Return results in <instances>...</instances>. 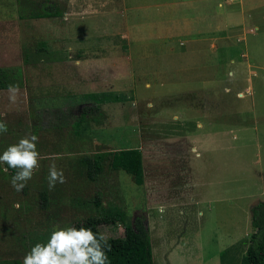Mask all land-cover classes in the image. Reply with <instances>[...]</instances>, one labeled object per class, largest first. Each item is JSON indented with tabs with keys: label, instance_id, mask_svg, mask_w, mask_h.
I'll return each instance as SVG.
<instances>
[{
	"label": "rangeland",
	"instance_id": "374dc122",
	"mask_svg": "<svg viewBox=\"0 0 264 264\" xmlns=\"http://www.w3.org/2000/svg\"><path fill=\"white\" fill-rule=\"evenodd\" d=\"M42 10L57 16L38 18ZM44 40L82 48L61 51L64 59L103 46L115 65L126 57L106 72L121 100L111 102L113 144L86 152L138 144L143 183L106 168L89 182L74 162L80 155L44 154L43 172L21 192L1 182L0 261L23 264L53 231L95 215L97 197L98 209L144 219L151 264H239L253 231L250 209L264 202V0H0V66ZM94 70L80 68V83ZM52 163L66 182L49 190ZM99 231L119 237L122 225Z\"/></svg>",
	"mask_w": 264,
	"mask_h": 264
},
{
	"label": "crops",
	"instance_id": "0c3cea01",
	"mask_svg": "<svg viewBox=\"0 0 264 264\" xmlns=\"http://www.w3.org/2000/svg\"><path fill=\"white\" fill-rule=\"evenodd\" d=\"M197 1L203 3L206 0ZM169 21L163 24L173 26V22L169 24ZM159 35L157 31L155 37L162 41L161 38L164 37ZM168 38L170 34H167L166 39ZM41 43H44L45 51L37 54L33 52L37 58L33 56L29 59L32 52L24 49L19 63L0 66V69L11 72L14 78L12 84L19 89L14 100L10 99L12 94L9 88L0 90V121L5 122L8 128L6 133L0 134V155L10 145L17 144L20 139L30 135L38 137L36 147L42 157L40 165L46 161L43 159L44 154L70 157L73 153L82 156L110 152L96 151L89 154L86 151H89L90 147H111L110 144H113L109 135L113 127L111 125H114L110 122L111 102L117 100L121 105V100L119 95H111L109 77L106 72H111L112 66L115 70L121 63L125 64L126 57L119 55L115 65L110 60V56L104 53L103 46L94 50L97 53L81 55L83 57L81 59L77 54L64 59L59 57L61 51L77 48L78 52L82 48L72 47V45L63 46L56 42L49 43L46 40ZM154 48L148 50L153 52ZM162 49L163 46L157 51ZM138 50L147 51L144 47H139ZM84 67L98 70L91 71L87 75V82L82 84L80 68ZM118 76L120 78L121 74L119 73ZM120 118L119 113L118 121L121 120ZM100 131L103 134L101 140L96 136V133ZM45 147H50V150H44ZM136 149L140 151L138 144ZM114 151H118L117 148ZM74 162H76L75 159ZM38 170L43 172V167ZM17 171L18 169L9 168L7 164L0 163V189H3L0 191L1 194H5L4 191L8 188L1 182L12 180ZM38 177L46 178V176Z\"/></svg>",
	"mask_w": 264,
	"mask_h": 264
},
{
	"label": "trees",
	"instance_id": "16d2710c",
	"mask_svg": "<svg viewBox=\"0 0 264 264\" xmlns=\"http://www.w3.org/2000/svg\"><path fill=\"white\" fill-rule=\"evenodd\" d=\"M57 16L56 11L42 10L38 18H52ZM45 51L44 43H38L34 52ZM14 78L8 70L0 69V90L8 89L13 85ZM76 167L89 182L97 181L104 169L122 171L127 174L134 185L142 186V159L138 149L118 150L114 152L93 153L82 155L76 159ZM39 208L45 209L47 195L45 191L38 194ZM97 213L87 216L81 221L74 222L71 227H90L94 233H100V226L122 225V235L108 237V248L105 249L108 257L107 264H151L150 245L144 226V219L136 217L128 221L126 215L116 207L106 210L98 209V198L92 200ZM249 225L253 230L248 238L239 264H264V202L257 203L250 209ZM0 264H21L16 260H2Z\"/></svg>",
	"mask_w": 264,
	"mask_h": 264
},
{
	"label": "clouds",
	"instance_id": "9594fccd",
	"mask_svg": "<svg viewBox=\"0 0 264 264\" xmlns=\"http://www.w3.org/2000/svg\"><path fill=\"white\" fill-rule=\"evenodd\" d=\"M18 90V86H9L11 100L15 99ZM7 131V124L0 121V134ZM37 142L36 135L25 136L0 155V163L18 169L11 180L16 192L24 189L27 181L32 179L34 171L40 166L42 157L37 150ZM54 159H59V156ZM47 179L49 190L54 189L57 183L66 182L63 170L58 169L55 163L49 165ZM16 207H19V204ZM107 240L106 234L94 233L90 227L61 228L51 233L46 244L37 243L25 255L23 264H107L105 249L110 247Z\"/></svg>",
	"mask_w": 264,
	"mask_h": 264
}]
</instances>
